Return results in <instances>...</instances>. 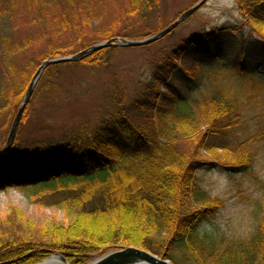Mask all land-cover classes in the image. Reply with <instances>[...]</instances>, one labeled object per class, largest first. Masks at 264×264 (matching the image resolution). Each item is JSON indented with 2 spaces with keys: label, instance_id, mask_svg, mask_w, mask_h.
<instances>
[{
  "label": "trees",
  "instance_id": "obj_1",
  "mask_svg": "<svg viewBox=\"0 0 264 264\" xmlns=\"http://www.w3.org/2000/svg\"><path fill=\"white\" fill-rule=\"evenodd\" d=\"M23 1L36 3L42 21L49 10L54 19L62 17L59 33L76 39L65 49L51 47L43 58L68 55L96 43L86 28L96 10L103 12L102 0ZM129 1V14L151 11L160 3ZM235 1L246 26L237 49L257 53L261 72L240 57L222 62L211 78V91L192 96L191 86L201 70L213 60H222L228 39L238 30L217 27L199 32L152 57L150 77L135 96L113 83L105 95L106 109L95 124L82 123L62 138L32 147L12 143L8 156L0 160V186L8 184L29 193L46 191L41 202L57 206L64 220L40 224L11 207L0 215V264L38 263L55 252L72 264H87L125 246L165 256L173 264H264V197L258 227L245 240L211 236L199 228L221 200L199 188L198 170L216 163L246 170L252 163L249 153L230 149L225 131L249 124L253 104L264 114V0ZM113 35L105 30L102 39ZM111 50L100 49L73 63L105 68ZM64 64L43 71L28 105L37 99L47 74L58 72ZM4 68L3 98L14 112L29 76L19 70L12 81ZM228 75L237 81L225 84L223 78ZM25 118L26 111L21 121ZM261 127L246 126L256 129L249 133L252 139L264 135ZM181 142L192 150L180 149ZM217 149H230L228 163L215 158Z\"/></svg>",
  "mask_w": 264,
  "mask_h": 264
},
{
  "label": "rangeland",
  "instance_id": "obj_2",
  "mask_svg": "<svg viewBox=\"0 0 264 264\" xmlns=\"http://www.w3.org/2000/svg\"><path fill=\"white\" fill-rule=\"evenodd\" d=\"M197 1L199 0H160L151 11L129 14V0H102L103 12L99 13L96 10V14L88 20L86 29L92 31L90 37L95 38L96 43L113 37L145 38L162 30ZM54 17L53 12L49 10L44 14L42 21L34 1L30 5L23 0H15L11 4L0 2V61L12 81L17 79L16 75L20 70L29 76L30 82L44 60L55 58H43L51 47L61 46L65 49L75 43L76 39L73 35L59 33L58 26L62 17L57 19ZM244 26V18L235 0H208L180 23L171 34L144 46L112 47V50L106 54L109 64L105 68L89 69L73 62L65 63L58 72L49 73L45 80H42L38 97L31 100L28 107L26 106V118L19 124L13 142L16 140L18 144H22L19 148L28 145L32 147L39 142L62 138L65 133L82 123L95 124L106 109L105 95L113 83L127 89L128 96H135L140 85L147 82L150 77V59L161 50L169 51L180 38L199 32H208L217 27L238 30L234 38L228 39L222 60H213L201 70L191 86L192 96L211 91V78L222 62L230 63L240 57L245 59L249 67L258 73L261 72L257 53L242 48L237 49L238 45L241 47L238 42ZM105 30L112 31L114 35L102 39ZM243 47L247 46L243 45ZM80 50L63 56L72 55ZM3 68L0 69V160L6 158L10 152L5 148L7 138L29 85L28 82L13 112L3 98L6 87L2 75ZM223 81L229 85L237 80L236 77L228 75ZM190 102L191 100L187 104ZM253 106L255 108L251 107L249 124L225 131L230 149L241 148L249 153L252 163L247 169L234 171L232 165L216 163V159H220L221 163H228V150H230L217 149L214 159L216 164L209 169L200 168L197 172L199 188L212 198L221 200V206L209 219L203 220L199 227L201 231L211 236H224L227 240H245L258 227L259 211L264 197L262 189L264 135L252 139L249 133L256 129L247 130L246 126L262 125L264 131V114L256 104ZM192 148L188 143H180V149L183 151H191ZM235 160L236 158L233 159ZM7 185L0 186V215L8 213L11 207H17L26 218L40 224L50 223L53 220L63 222L62 211L57 206H48L41 202V197L47 194L46 191L29 193L25 192L27 190H20L15 186L7 187ZM54 254L62 253H52L45 259Z\"/></svg>",
  "mask_w": 264,
  "mask_h": 264
},
{
  "label": "water",
  "instance_id": "obj_3",
  "mask_svg": "<svg viewBox=\"0 0 264 264\" xmlns=\"http://www.w3.org/2000/svg\"><path fill=\"white\" fill-rule=\"evenodd\" d=\"M208 0H199L195 4H193L191 7H189L187 10H185L183 13H181L177 19H175L173 22H171L169 25L164 27L162 30L158 31L157 33L150 35L145 38L141 39H127L122 37H113L108 40L93 44L83 50L78 51L77 53H74L69 56H62V57H55L51 59L44 60L40 66L35 71L33 77L31 78L29 85L24 93L23 99L21 101V104L17 110V113L14 117L13 123L11 125V130L7 138L6 142V150L9 151L10 147L12 145L13 139L16 135L17 129L19 127L22 115L25 111L26 106L28 105L34 89L36 87V84L41 77L43 71L51 66L61 63H67V62H76L79 59L92 54L95 51H98L100 49L109 48V47H139L148 45L163 36L170 33L172 30H174L180 23H182L186 18H188L192 13L200 9ZM53 256H57L60 258V260L65 264H71L69 263L65 256L63 254H54ZM51 258V257H50ZM49 259V258H47ZM47 259L43 260L40 263L41 264L45 262ZM87 264H173L168 258L165 256H158L150 251H146L144 249H140L138 247L134 246H125L121 248H115L112 249L96 258L91 260Z\"/></svg>",
  "mask_w": 264,
  "mask_h": 264
},
{
  "label": "bare ground",
  "instance_id": "obj_4",
  "mask_svg": "<svg viewBox=\"0 0 264 264\" xmlns=\"http://www.w3.org/2000/svg\"><path fill=\"white\" fill-rule=\"evenodd\" d=\"M41 264H65V263H63L60 260V258H58L57 256H52L51 258L47 259L45 262Z\"/></svg>",
  "mask_w": 264,
  "mask_h": 264
}]
</instances>
